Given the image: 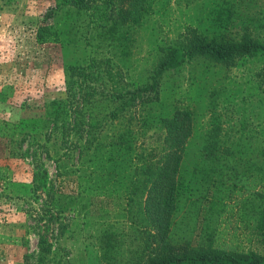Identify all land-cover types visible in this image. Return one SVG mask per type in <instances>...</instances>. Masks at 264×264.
<instances>
[{
    "label": "trees",
    "instance_id": "16d2710c",
    "mask_svg": "<svg viewBox=\"0 0 264 264\" xmlns=\"http://www.w3.org/2000/svg\"><path fill=\"white\" fill-rule=\"evenodd\" d=\"M152 1L74 0L67 13L85 17L75 27L77 30L86 28L101 40H114V47L126 49L120 56H126L127 51L130 54L128 44L135 42L132 36L136 28L153 12ZM229 9L224 6L218 10L212 20L213 29L210 22L202 25L187 44L161 48L164 55L160 57L159 74L180 70L191 60L226 67L241 60H264V39L252 33L232 32L229 25L234 11ZM60 10L58 4L46 13L37 40L39 44H61L69 70H79L82 63L75 55L86 53L76 46L81 38L72 35L73 31L79 32L72 25L63 30L48 24ZM120 67L105 73L111 87L108 93L91 91L77 96L71 92L68 99L48 103L42 115L24 117L19 122L0 118V140L20 147L28 143L25 153L13 152L11 156L32 155L37 167L33 193L40 196L34 199L38 202L45 197L34 227L40 238L36 264L55 262L51 257L54 238L47 220H60L67 212L92 216L91 207L99 199L115 204L118 216H126L132 224H136L134 218L144 223L152 214L164 216L159 225V247L154 249L145 241L150 253L146 264H264V142L255 153L258 145L253 146L251 137L240 134L229 115L213 110L210 128L196 155L198 163L189 174L185 151L193 136V113L177 109L172 117L156 115L153 108L160 101L158 83L129 91L121 81ZM82 72L83 67L79 74H73L81 77ZM159 126L173 134L168 139L176 144L173 152L161 155L139 145L143 131ZM32 140L44 141L40 149L48 159L55 154L57 177L72 179L77 184L75 191L67 194L48 181L38 150L30 152ZM2 171L0 181H8ZM194 182L196 185L191 186ZM233 217L251 231L247 251L225 240ZM60 228L63 232L66 225ZM136 236L140 238L138 233Z\"/></svg>",
    "mask_w": 264,
    "mask_h": 264
},
{
    "label": "rangeland",
    "instance_id": "374dc122",
    "mask_svg": "<svg viewBox=\"0 0 264 264\" xmlns=\"http://www.w3.org/2000/svg\"><path fill=\"white\" fill-rule=\"evenodd\" d=\"M73 1L64 4L58 0H0V29L6 28L9 33L0 62V118L19 122L24 117L42 115L48 103L68 99L71 92L77 96L91 91L108 93L111 87L105 73L108 69L117 71L120 65L121 81L129 91L158 83L160 101L153 108L156 115L172 117L177 109L193 113V136L185 151L189 174L198 163L196 155L210 128L213 110L229 115L236 130L251 137L253 146L258 145L255 153L264 146H260L264 142V60H241L227 67L191 60L180 70L158 72L160 57L164 55L161 48L187 44L190 35L208 22L213 29L215 13L224 6L234 11L229 25L232 32L252 33L264 39V0H153V12L136 28L132 36L135 42L128 44L130 54L127 51L126 56H120L126 49L114 47V40H101L89 34V29L75 28L85 17L67 13ZM58 4L61 10L48 24L63 30L72 25L79 32L73 31L72 35L81 38L76 45L78 50H86L85 54L75 55L85 71L81 77L73 74H79L81 67L69 70L61 44H39L37 40L46 13ZM94 97L100 99L97 94ZM128 119L125 117L124 123ZM115 127L118 128L117 121ZM143 133L138 140L142 147L161 155L174 151L175 142L168 140L173 137L170 130L159 126ZM32 143L30 152L38 150L48 181L55 189L61 187L67 194L75 191L77 184L72 179L57 177L55 154L51 153L53 158L48 159L40 149L44 141ZM27 149V142L20 147L0 140V169L9 177L8 181H0V264H36L39 255L40 238L34 227L41 217L45 197L41 196L38 202L34 199L40 197L33 193L32 185L36 162L32 155L11 156ZM91 209L89 217L67 212L60 220L46 219L54 238L51 257L55 262L45 264H146L150 253L145 241L154 249L159 247V225L164 216L152 214L144 223L134 218L136 224H132L126 216H118L113 203L99 199ZM61 224L66 225L65 232L61 231ZM226 231V241L230 240L239 250L249 249L251 231L240 225L236 217ZM235 233L238 239L233 236Z\"/></svg>",
    "mask_w": 264,
    "mask_h": 264
},
{
    "label": "clouds",
    "instance_id": "9594fccd",
    "mask_svg": "<svg viewBox=\"0 0 264 264\" xmlns=\"http://www.w3.org/2000/svg\"><path fill=\"white\" fill-rule=\"evenodd\" d=\"M8 36H9V33L7 32L6 28L0 29V62L3 61V53L6 51V49L3 47V44L5 43L6 38Z\"/></svg>",
    "mask_w": 264,
    "mask_h": 264
}]
</instances>
